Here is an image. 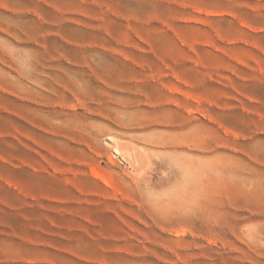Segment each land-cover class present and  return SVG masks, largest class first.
Here are the masks:
<instances>
[{"label":"rangeland","instance_id":"obj_1","mask_svg":"<svg viewBox=\"0 0 264 264\" xmlns=\"http://www.w3.org/2000/svg\"><path fill=\"white\" fill-rule=\"evenodd\" d=\"M0 264H264V0H0Z\"/></svg>","mask_w":264,"mask_h":264},{"label":"bare ground","instance_id":"obj_2","mask_svg":"<svg viewBox=\"0 0 264 264\" xmlns=\"http://www.w3.org/2000/svg\"><path fill=\"white\" fill-rule=\"evenodd\" d=\"M128 155L131 156L132 158L136 157L135 153H132V152L128 153Z\"/></svg>","mask_w":264,"mask_h":264}]
</instances>
